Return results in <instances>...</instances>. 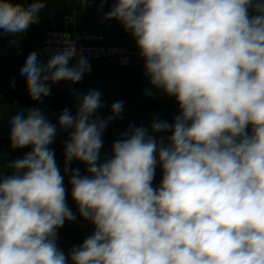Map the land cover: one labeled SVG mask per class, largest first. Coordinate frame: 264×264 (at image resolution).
<instances>
[{
	"label": "clouds",
	"instance_id": "obj_1",
	"mask_svg": "<svg viewBox=\"0 0 264 264\" xmlns=\"http://www.w3.org/2000/svg\"><path fill=\"white\" fill-rule=\"evenodd\" d=\"M46 3L0 0V38L26 33ZM109 3L103 19L131 35L149 84L175 98L178 114L154 117L150 130L130 124L101 159L123 102L104 118L99 90L78 94L75 114L65 108L57 122L68 133L63 175L50 147L57 125L39 108L11 115L9 148L30 151L5 162L0 148V264H264V0H99L100 10ZM65 45L46 62L27 56L20 75L32 100L91 72ZM65 175L94 226L68 253L57 245L58 229L77 219Z\"/></svg>",
	"mask_w": 264,
	"mask_h": 264
},
{
	"label": "crops",
	"instance_id": "obj_2",
	"mask_svg": "<svg viewBox=\"0 0 264 264\" xmlns=\"http://www.w3.org/2000/svg\"><path fill=\"white\" fill-rule=\"evenodd\" d=\"M24 2L27 5L31 0ZM110 7V3L105 4L100 10L99 0L87 6H83L81 0H47L46 8L40 13L39 22L32 24L26 33L18 36L4 34L0 38V96H2L0 113L3 117L0 125V148L3 151L11 150L8 121L10 116L14 115L13 105L19 106L21 110L39 108L46 118L55 120L65 108L75 114L79 103L77 95L96 89L102 93L104 104L97 112L98 116L108 117L111 115V105L117 101L123 102L121 115L109 124L104 133L110 131L124 133L130 124L144 126L150 130V123L154 117L171 122L178 114L175 98L164 95L149 84L144 75V61L140 58L131 35L124 31L120 23L103 19L104 13ZM64 29H85L115 41L130 53V63L125 68L115 64L92 63L91 72L85 74L79 83L49 82L51 94L42 97L40 101H34L28 94L24 77L20 75V68L27 56L35 52L34 47L46 33ZM12 40L16 42L10 43ZM44 60L42 61L46 62ZM146 89H151L153 95H145ZM160 135L157 134V139ZM3 158L5 162L12 160L6 156ZM67 204L76 213L77 219L66 221L63 227L58 229L57 245L65 253L73 246L81 244L83 239L94 231L91 222L79 216L77 206L68 201Z\"/></svg>",
	"mask_w": 264,
	"mask_h": 264
},
{
	"label": "built area",
	"instance_id": "obj_3",
	"mask_svg": "<svg viewBox=\"0 0 264 264\" xmlns=\"http://www.w3.org/2000/svg\"><path fill=\"white\" fill-rule=\"evenodd\" d=\"M65 39L74 43L77 58L83 55L88 58L90 63L115 64L120 68H125L130 63L131 55L125 48L111 39L85 29L48 32L36 44L35 52L40 56V59L48 60L54 52L66 47ZM71 62L75 63L76 58H73Z\"/></svg>",
	"mask_w": 264,
	"mask_h": 264
},
{
	"label": "rangeland",
	"instance_id": "obj_4",
	"mask_svg": "<svg viewBox=\"0 0 264 264\" xmlns=\"http://www.w3.org/2000/svg\"><path fill=\"white\" fill-rule=\"evenodd\" d=\"M34 49H35V47H34ZM41 60H44V59H41ZM44 61H47V60H44ZM90 64H92V63H90ZM13 106L14 107L12 108V111L15 115L16 112L21 110V108L17 105H13ZM47 119L51 123L56 124L57 128H58L57 136H56L53 144L50 145V147L55 150V158H56L58 166L60 167L61 174L63 175L64 174L63 173V168H64V155H63L64 141L67 139L68 133L59 129V125L57 123L58 118L55 120L53 118H47ZM2 122H3V117H2V113H0V125L2 124ZM122 134L123 133L111 132V131L103 134L104 145H103V148L101 149V159H103L105 156H108L111 154L113 142L117 139H120L122 137ZM26 151H30V148L22 149V150H7L6 152L3 151V156L15 159V158L20 157L22 155V153L26 152ZM71 167L73 169L79 168L82 175L86 174V166L79 161H73L71 164ZM68 179H69V177L67 175H65L64 185H65V188L67 190V201L70 202L71 204L76 205L75 202L72 200V197H71V185L69 184ZM161 180H162V170H161L160 166L158 165L156 168L155 177L153 180V187H158L161 183Z\"/></svg>",
	"mask_w": 264,
	"mask_h": 264
}]
</instances>
